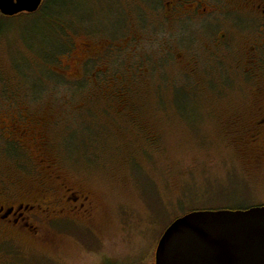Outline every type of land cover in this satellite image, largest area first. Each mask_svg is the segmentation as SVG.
<instances>
[{
    "label": "rangeland",
    "instance_id": "1",
    "mask_svg": "<svg viewBox=\"0 0 264 264\" xmlns=\"http://www.w3.org/2000/svg\"><path fill=\"white\" fill-rule=\"evenodd\" d=\"M166 1L50 0L41 14L43 0L0 14V101L40 121L52 166L0 157V181L28 203L65 182L92 207L85 222L34 218L38 237L0 231V264H154L176 218L264 203V148L250 142L264 50L251 57L223 0H201L220 13L183 15L171 35Z\"/></svg>",
    "mask_w": 264,
    "mask_h": 264
},
{
    "label": "flooded vegetation",
    "instance_id": "2",
    "mask_svg": "<svg viewBox=\"0 0 264 264\" xmlns=\"http://www.w3.org/2000/svg\"><path fill=\"white\" fill-rule=\"evenodd\" d=\"M223 1V7L235 15L232 24L239 27L247 38L251 57L256 56L254 54L256 49L264 50V0ZM186 4L183 0H169L162 8L164 9L163 18L174 24L171 35L176 31L180 32L178 19L183 15H190V18L194 17L192 15H197V18H200V16H206L205 14L216 15L222 9L219 5H210L209 10L206 11V8L200 10L201 0H193V6ZM84 47L87 49L89 45L85 43ZM256 63L255 60L247 62L250 65ZM256 111L258 113L252 121L253 132L250 134V142L256 147L264 148V107L256 108ZM39 123V120L34 121L24 104L0 101V157L29 156L38 159V162L45 167L47 160L43 159V155L41 156L44 142L41 140ZM51 167L48 165L45 169L48 168L51 171ZM58 184L60 186L58 198L50 200L42 196L29 203L16 202L11 200L12 196L9 195L2 178L0 181V231L12 233L10 239H14L21 232L38 237V227L30 223L31 220L35 222L34 218L43 223L41 227L44 223L59 225L56 222L60 220L69 223L67 221L73 219L82 222L89 219L92 211L89 197L72 191L65 182Z\"/></svg>",
    "mask_w": 264,
    "mask_h": 264
},
{
    "label": "water",
    "instance_id": "3",
    "mask_svg": "<svg viewBox=\"0 0 264 264\" xmlns=\"http://www.w3.org/2000/svg\"><path fill=\"white\" fill-rule=\"evenodd\" d=\"M42 2L0 0V14L33 13ZM154 264H264V204L176 218L157 242Z\"/></svg>",
    "mask_w": 264,
    "mask_h": 264
},
{
    "label": "trees",
    "instance_id": "4",
    "mask_svg": "<svg viewBox=\"0 0 264 264\" xmlns=\"http://www.w3.org/2000/svg\"><path fill=\"white\" fill-rule=\"evenodd\" d=\"M51 5L50 3V0H45V2H43L42 6H41V14H44L46 11H48V7ZM256 206V205H255ZM251 207V206H250ZM249 207H243V206H238V207H232L231 210H243V209H247ZM219 209H227L225 207H221ZM218 209V210H219ZM230 209V208H229ZM210 210H215V209H210ZM191 211H196L195 209L194 210H191Z\"/></svg>",
    "mask_w": 264,
    "mask_h": 264
}]
</instances>
